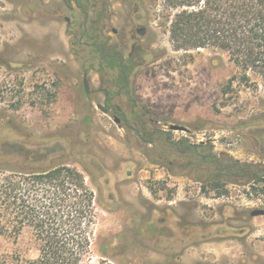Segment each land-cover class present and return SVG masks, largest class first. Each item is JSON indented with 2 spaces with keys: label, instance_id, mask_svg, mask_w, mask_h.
I'll use <instances>...</instances> for the list:
<instances>
[{
  "label": "rangeland",
  "instance_id": "rangeland-1",
  "mask_svg": "<svg viewBox=\"0 0 264 264\" xmlns=\"http://www.w3.org/2000/svg\"><path fill=\"white\" fill-rule=\"evenodd\" d=\"M145 1L151 14L137 21L128 0L110 1L106 27L113 42L121 43L125 35L131 45L136 30L144 29L150 53L135 78L137 106L124 97L115 100L127 116V123L117 124L115 113L98 107H106L99 74L87 75L89 94L85 90L66 21L75 17L64 1L0 0V58L5 61L0 66V145L23 151L6 161L14 168L19 162L26 171L66 166L84 177L95 197L90 264H120L107 258L109 252L116 258L147 257L155 264H264V216L251 215L264 210V182L230 185L222 197L205 195L187 176L152 164L131 130L185 126L190 132L172 131L174 139L210 141L217 154L264 165L261 83L234 82L225 96L223 88L237 73L228 56L214 48L176 50L168 33L172 17L164 15L160 3ZM142 112L147 116L141 123L137 115ZM175 213L204 224L176 230ZM139 216L152 226L164 221V230L150 234L164 251L138 241ZM144 225L148 230L150 224ZM19 244L30 257L37 256L29 231ZM111 245L118 247L111 252Z\"/></svg>",
  "mask_w": 264,
  "mask_h": 264
},
{
  "label": "trees",
  "instance_id": "trees-1",
  "mask_svg": "<svg viewBox=\"0 0 264 264\" xmlns=\"http://www.w3.org/2000/svg\"><path fill=\"white\" fill-rule=\"evenodd\" d=\"M63 1L75 17L68 25V32L81 73L100 75L101 90L109 107L116 109L115 100L119 97L137 106L135 78L150 54L145 48L144 36L136 30L131 45L127 44L125 35L121 43L113 42L106 27L112 11L111 0ZM128 1L136 21L143 15L150 16L145 0ZM151 2L160 3L164 15L172 17L168 33L176 50L214 48L228 56L237 73L223 88L225 96L233 92L234 82L247 87H258L261 83L264 92V0ZM4 65L5 61L0 58V66ZM145 116L146 112L137 115L141 123ZM3 125L0 120V133ZM131 130L144 144L140 150L152 164L165 168L171 175L187 176L200 185L205 195L215 192L222 197L228 195L230 185L264 182V165L242 162L225 152L217 154L210 141L193 143L187 137L177 140L172 131L150 130L146 125ZM261 130L264 131V125ZM22 153L19 148L0 145V264H90L86 259L92 245L91 208L95 197L84 177L66 166L26 171L19 162L14 168L6 161L7 156ZM99 202L113 209L102 199ZM174 215L176 230L204 224H194L185 215ZM140 218V225L135 227L138 241L147 248L151 243L149 248L164 251L150 235L159 228L164 230V221L161 220L158 227L152 226L145 217ZM146 223L151 225L148 230ZM26 230L32 236L37 252L35 258L19 244ZM117 247L111 245V252ZM112 254L107 253V258L118 260L120 264H155L147 257L123 254L116 258ZM99 264L113 263L100 261Z\"/></svg>",
  "mask_w": 264,
  "mask_h": 264
},
{
  "label": "flooded vegetation",
  "instance_id": "flooded-vegetation-1",
  "mask_svg": "<svg viewBox=\"0 0 264 264\" xmlns=\"http://www.w3.org/2000/svg\"><path fill=\"white\" fill-rule=\"evenodd\" d=\"M66 21H67V24L68 25L72 23V20L69 17H66ZM143 30L144 29H142V30L141 29H138V33L140 35H142V36L144 35ZM71 38H72V36H71ZM72 46H73V43H72ZM85 90H86V88H85ZM86 92H87V94H89V91H86ZM105 106L106 107H104V108L106 109V112H104V111L103 112L105 114L115 113L114 119H115V122L117 124H121L123 122L127 123V116L125 115V113L123 112V110L121 109V107L119 105H116V109H113L112 107H109L106 96H105Z\"/></svg>",
  "mask_w": 264,
  "mask_h": 264
},
{
  "label": "water",
  "instance_id": "water-1",
  "mask_svg": "<svg viewBox=\"0 0 264 264\" xmlns=\"http://www.w3.org/2000/svg\"><path fill=\"white\" fill-rule=\"evenodd\" d=\"M114 32H116V31L114 30ZM143 32H144V30H143ZM84 86L86 88V91H89V81L87 79V75L84 76ZM98 107L102 111L106 112V109L101 104L98 105ZM170 130L171 131H182V132H186V133L190 132V130L187 127L181 126V125H176V124H171L170 125ZM251 215L253 217L264 216V210H254V211L251 212Z\"/></svg>",
  "mask_w": 264,
  "mask_h": 264
}]
</instances>
